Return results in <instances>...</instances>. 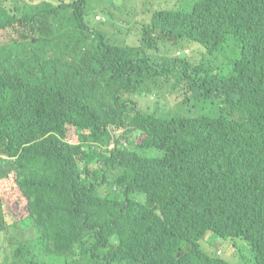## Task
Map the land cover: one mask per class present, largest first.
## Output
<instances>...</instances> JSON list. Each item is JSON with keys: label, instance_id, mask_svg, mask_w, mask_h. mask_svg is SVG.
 Instances as JSON below:
<instances>
[{"label": "trees", "instance_id": "trees-1", "mask_svg": "<svg viewBox=\"0 0 264 264\" xmlns=\"http://www.w3.org/2000/svg\"><path fill=\"white\" fill-rule=\"evenodd\" d=\"M6 1L0 33L16 36L0 43V182L26 204L11 216L0 192V264H231L201 249L207 235L245 240L264 264V0L152 8L133 46L91 28L87 0ZM182 39L212 58L234 45L233 72L152 56ZM170 76L192 91L183 102L211 106L137 110L132 93L163 97Z\"/></svg>", "mask_w": 264, "mask_h": 264}, {"label": "rangeland", "instance_id": "rangeland-1", "mask_svg": "<svg viewBox=\"0 0 264 264\" xmlns=\"http://www.w3.org/2000/svg\"><path fill=\"white\" fill-rule=\"evenodd\" d=\"M57 2L58 0H52ZM69 1V0H65ZM9 3V0L5 2ZM192 0H87L85 6L86 20L95 30H100L105 33L109 42L117 45H138L141 39L142 25L146 24L152 8L159 6H171L170 9H189ZM173 5V6H172ZM146 22V23H143ZM16 36V32L11 29L0 33V43L7 42ZM195 42L182 39L175 42L170 40H160L157 49L152 52L155 60L160 61L161 58L170 59L175 55L176 50L187 49L188 53L185 58L191 63H206L207 59L219 66L222 74H228L231 70L232 62L235 59L234 45H231L228 50L216 58L208 57L206 53L201 54ZM182 55V54H180ZM148 84V83H147ZM142 87V86H141ZM146 92L142 88L132 93L137 103L139 111L178 113L180 115H194L200 111L201 106H211L208 102H202L196 99H190L183 102L185 96H192V91L187 89L184 82L177 83L174 76H170L165 85L164 96L156 98L154 96L149 98L143 97ZM133 95L130 98H133ZM217 99V98H215ZM216 102V101H215ZM214 104H212L213 106ZM121 133L119 132V136ZM142 134L138 131L131 132L126 135L124 145L128 148L134 146L142 138ZM67 141L75 143L78 141L76 131L73 126H67ZM152 154H159L157 150H149ZM81 164V162H79ZM12 181L10 178L0 182V192H2L3 208L14 217H20L24 213L25 200L23 197H18L12 193L14 190L10 189ZM136 198L144 202V194H138ZM210 233V232H208ZM24 236V235H23ZM205 236L199 240L201 249L210 256H218L216 249L222 252L219 257L228 261L231 264H251L249 260L250 255L245 249L238 250L242 244L246 242L240 238H223L212 235ZM210 239V240H209ZM237 243L236 246L229 245V243Z\"/></svg>", "mask_w": 264, "mask_h": 264}, {"label": "clouds", "instance_id": "clouds-1", "mask_svg": "<svg viewBox=\"0 0 264 264\" xmlns=\"http://www.w3.org/2000/svg\"><path fill=\"white\" fill-rule=\"evenodd\" d=\"M188 53V50L187 49H183V50H176L175 51V55L178 56L180 54H187ZM233 72V64L231 66V70L228 74H222L220 69H219V66L215 67L214 68V73H216L219 77H227L229 76L231 73ZM115 136H119V131L115 132ZM125 141V140H124ZM124 141H122V144L124 145ZM112 147V145H111ZM245 241V240H244ZM238 250H239V247H238Z\"/></svg>", "mask_w": 264, "mask_h": 264}]
</instances>
